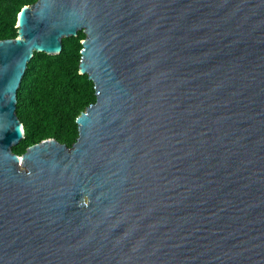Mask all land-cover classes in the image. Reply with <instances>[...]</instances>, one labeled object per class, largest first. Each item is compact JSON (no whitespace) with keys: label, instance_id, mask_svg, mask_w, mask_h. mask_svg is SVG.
Returning a JSON list of instances; mask_svg holds the SVG:
<instances>
[{"label":"water","instance_id":"obj_1","mask_svg":"<svg viewBox=\"0 0 264 264\" xmlns=\"http://www.w3.org/2000/svg\"><path fill=\"white\" fill-rule=\"evenodd\" d=\"M0 40V264H264V0H37ZM82 40L70 147L25 136L36 52Z\"/></svg>","mask_w":264,"mask_h":264},{"label":"trees","instance_id":"obj_2","mask_svg":"<svg viewBox=\"0 0 264 264\" xmlns=\"http://www.w3.org/2000/svg\"><path fill=\"white\" fill-rule=\"evenodd\" d=\"M37 0H0V40L19 35L17 22L22 9ZM83 31L65 38L59 54L36 52L17 96V115L25 136L14 147L23 154L31 145L48 138L72 146L79 136L77 118L96 101L95 84L80 73Z\"/></svg>","mask_w":264,"mask_h":264}]
</instances>
